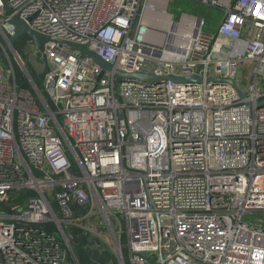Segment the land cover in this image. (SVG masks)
<instances>
[{
	"label": "built area",
	"instance_id": "1",
	"mask_svg": "<svg viewBox=\"0 0 264 264\" xmlns=\"http://www.w3.org/2000/svg\"><path fill=\"white\" fill-rule=\"evenodd\" d=\"M194 1L222 12L216 31L171 0H0V264H81L70 235L120 264H264L244 221L264 214V0ZM14 20L61 41L27 43L41 87ZM68 43L203 82L123 81Z\"/></svg>",
	"mask_w": 264,
	"mask_h": 264
},
{
	"label": "water",
	"instance_id": "2",
	"mask_svg": "<svg viewBox=\"0 0 264 264\" xmlns=\"http://www.w3.org/2000/svg\"><path fill=\"white\" fill-rule=\"evenodd\" d=\"M6 1V0H5ZM6 9L9 10L8 6H6ZM13 23L19 28L17 35L12 39V44H14L17 40L28 37L40 50L41 53L44 52V45L50 41H56L61 42L57 39L51 38L49 36L42 35L34 30H32L24 21L22 20H14ZM69 45L78 48L85 52L88 56L92 57L101 68H103L106 71H113L117 76H119L123 81H135L141 84H151V83H162L165 80H172L177 83H194L199 84L203 82V80L197 76L192 78H181L176 76H156V75H150L145 73H133L129 74L126 72H123L121 70H115L114 67L104 61L102 58H100L96 53L91 52L88 50V47L86 45H80L75 43H68ZM48 71H46L47 73ZM213 82H217L216 80H210ZM232 84L235 86V88L238 90L241 97H244V93L242 90L238 87V84L236 81H232ZM258 106L260 108L264 107V101L259 103ZM70 238L74 244L79 243H86V252L88 254V257L92 264H114V259L110 256H104L102 255L98 245L96 244L95 240L93 239H87L85 236H74L70 235Z\"/></svg>",
	"mask_w": 264,
	"mask_h": 264
},
{
	"label": "rangeland",
	"instance_id": "3",
	"mask_svg": "<svg viewBox=\"0 0 264 264\" xmlns=\"http://www.w3.org/2000/svg\"><path fill=\"white\" fill-rule=\"evenodd\" d=\"M169 10L170 12L175 14L176 20H178L183 13L203 18L206 21V26L204 28L205 32H209L210 30L216 31V28L221 22L222 17V12L219 9L210 8L208 6L197 3L194 0H171ZM207 24H209V28ZM23 57L28 68L35 74V71L32 68V63L26 56ZM255 67L256 63L254 62L241 63L237 70V79L243 81L244 85L254 83ZM260 86L262 90H264V78H260ZM244 221L254 224H261L264 226V214L245 216ZM76 246L77 245H75V248ZM111 254V257L114 259V261L117 262V264H120L117 260L116 254L114 252H112ZM127 264H129V262Z\"/></svg>",
	"mask_w": 264,
	"mask_h": 264
},
{
	"label": "trees",
	"instance_id": "4",
	"mask_svg": "<svg viewBox=\"0 0 264 264\" xmlns=\"http://www.w3.org/2000/svg\"><path fill=\"white\" fill-rule=\"evenodd\" d=\"M30 40L31 39L28 38V37H23V38L19 39L17 41V43L15 44L16 49L21 53L22 56H27L28 51L26 50V46H27V43ZM30 72H31V75H32L33 79L35 80L36 84L39 87H41V85H42V75L39 74L37 71H35V74L31 70H30ZM18 76L21 77V73H19ZM51 107H52V105H51ZM34 194L35 193L32 192V191L25 190V191H23L21 193L20 198H18L16 200V202L18 204H20L24 199H26L27 197L33 196ZM3 207L7 208V205H5ZM73 231H74L73 234H75V235L78 233L76 230H73ZM86 243H87V241L85 243L77 244V246L75 248V251H76V254H77L81 264H92L90 259H89V257H88V254L86 252V248H85ZM107 255H109V254H107ZM127 263H128V261H127ZM114 264H117V262L114 261Z\"/></svg>",
	"mask_w": 264,
	"mask_h": 264
},
{
	"label": "bare ground",
	"instance_id": "5",
	"mask_svg": "<svg viewBox=\"0 0 264 264\" xmlns=\"http://www.w3.org/2000/svg\"><path fill=\"white\" fill-rule=\"evenodd\" d=\"M166 2L167 0H160V3L162 4L160 6V8H165L166 7ZM161 19L162 21L165 22V16L164 14H154L153 12H150V14L148 15V22L152 25V26H156L158 25V20ZM155 33L152 34V36H154ZM154 39V37H152Z\"/></svg>",
	"mask_w": 264,
	"mask_h": 264
}]
</instances>
